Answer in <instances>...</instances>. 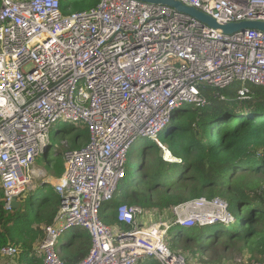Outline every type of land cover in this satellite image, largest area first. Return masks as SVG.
I'll return each mask as SVG.
<instances>
[{"label":"built area","instance_id":"built-area-1","mask_svg":"<svg viewBox=\"0 0 264 264\" xmlns=\"http://www.w3.org/2000/svg\"><path fill=\"white\" fill-rule=\"evenodd\" d=\"M221 24L264 23V0H177ZM237 87L241 98L264 88V32L225 34L164 5L101 0L88 12L65 15L60 0H0V181L6 209L35 189L34 168L51 150V130L82 122L90 140L66 146L65 172L55 184L61 209L41 246L44 264H66L58 241L67 230L92 238L88 256L73 264L188 263L164 241L173 225L204 219L234 223L226 200L191 201L161 214L122 205L107 226L101 207L126 178L132 146L160 141L171 113L182 104L205 106L202 88L216 97ZM156 224L153 226V224ZM18 254L8 246L2 258Z\"/></svg>","mask_w":264,"mask_h":264},{"label":"trees","instance_id":"trees-1","mask_svg":"<svg viewBox=\"0 0 264 264\" xmlns=\"http://www.w3.org/2000/svg\"><path fill=\"white\" fill-rule=\"evenodd\" d=\"M100 2L60 0V5L70 15L91 11ZM202 91L206 105L177 107L160 134L171 154L168 158L174 161L165 159V151L156 142H146L135 158L139 177L132 178L127 166L126 178L114 199L101 207L100 217L107 226L122 231L127 228L116 212L122 205L163 214L191 201L221 198L228 202L235 222L217 221L193 229L173 225L164 237L171 251L193 264H223L232 254L245 251L264 259V88L253 87L245 98L236 87L223 90L219 97L216 90ZM82 128L72 150L90 140L89 130ZM65 152H55V157L46 160L45 166L55 176L65 172ZM34 192L30 191L31 198L26 204L21 202L20 209L7 210L0 181V252L8 246L18 250L13 258L5 259L6 264H44L41 246L62 198L52 185L42 189L40 200L38 194L32 196ZM85 234L63 247L64 263H79L88 256L92 238Z\"/></svg>","mask_w":264,"mask_h":264},{"label":"rangeland","instance_id":"rangeland-1","mask_svg":"<svg viewBox=\"0 0 264 264\" xmlns=\"http://www.w3.org/2000/svg\"><path fill=\"white\" fill-rule=\"evenodd\" d=\"M72 3L78 2L80 0H71ZM238 86H236L237 88ZM238 90V89H237ZM84 124L82 122L73 124L70 122H66V121H61L58 122L57 124H55L51 130V150L49 152L48 156H40L37 159V163L35 165L34 168V175L33 177V184L35 186V192L32 194V196H35V193L38 194V200H40L41 198V192H42V188H39V183H41V181L43 179H48V174L50 176V172L47 171L45 164H46V160L51 159L53 157H55V152H64L66 146L71 147L73 144V139L76 135L80 134V132L83 130ZM62 131V133L59 132ZM83 141V140H82ZM82 141H79L80 144H84ZM149 140L147 139H140L139 141H137L131 148L130 150V157H129V161H128V171L129 174L131 175V177L133 178H138L139 174L136 171V165H135V158L138 154V150ZM41 163V164H40ZM31 198L30 192H28L27 194H25V196H23L22 198L19 199L20 202L23 203H28L29 199ZM37 203V202H36ZM166 219H169L171 225H177V221L173 218V216L169 215ZM156 224L154 223L153 226H155ZM181 224L178 223V226H180ZM183 226V225H182ZM78 233L77 236H86L85 233H87L85 230H78L76 231ZM169 231H167L165 233V235H167ZM73 230H69L66 231L59 239L58 241V249L60 248L61 245L63 244H71V242L73 241ZM66 248V247H65ZM65 250V249H64ZM2 261V259H1ZM4 261V260H3ZM148 261H152L153 264H160L159 261L155 260V259H150ZM223 264H264V259L262 258L261 255H256L253 254L251 252H243L241 254L239 253H235L232 254L231 257H229L225 263Z\"/></svg>","mask_w":264,"mask_h":264},{"label":"water","instance_id":"water-1","mask_svg":"<svg viewBox=\"0 0 264 264\" xmlns=\"http://www.w3.org/2000/svg\"><path fill=\"white\" fill-rule=\"evenodd\" d=\"M139 1L149 3V4L153 3L157 5L167 6L181 13H185L197 20H200L206 26L214 30L222 31L225 34L238 33L246 29H254V30H259V31L264 32L263 22L243 21L242 23H230V24L220 25L217 21H215L212 17H210L206 13H203L202 11L198 9L196 10L192 7H189L177 0H139ZM21 206H22L21 202L17 198H14L12 202V208L14 210H18L21 208Z\"/></svg>","mask_w":264,"mask_h":264},{"label":"crops","instance_id":"crops-1","mask_svg":"<svg viewBox=\"0 0 264 264\" xmlns=\"http://www.w3.org/2000/svg\"><path fill=\"white\" fill-rule=\"evenodd\" d=\"M40 164H41V163H40ZM45 167H46L47 171L50 172V176H49V174H48V179H47V180H46V179H43V180L41 181V183H39V188L47 189V188H49L50 185H52V186L54 187V189H55V184L58 182V179H59L62 175H61V176H55V173L53 172L52 168H48V166H45ZM77 230H79V229H77ZM73 234H74V235H73V241H72L71 243H73L77 237H80V235L77 236L78 233H77L76 231H74ZM68 245H70V244H63V245H61L60 248H59V251H60V252L64 251L63 247H67ZM1 259H2V262H3L4 264H6L5 259H7V258H2V257H1ZM3 260H4V261H3Z\"/></svg>","mask_w":264,"mask_h":264},{"label":"bare ground","instance_id":"bare-ground-1","mask_svg":"<svg viewBox=\"0 0 264 264\" xmlns=\"http://www.w3.org/2000/svg\"><path fill=\"white\" fill-rule=\"evenodd\" d=\"M171 158H172V157H171ZM13 210H14V209H13ZM211 220H212V219H204L203 223H204L205 225L209 226V223H211ZM178 223L181 224V226L183 225L181 221H180V222L177 221V225H178ZM199 226L202 227V226H204V225H203V224H202V225L199 224L198 227H199ZM183 227H184V225H183ZM77 229H79V228H77ZM77 229H74L73 232H74V231H78ZM187 229H192V228H187ZM80 230H82V229H80ZM67 231H69V230H67ZM85 231H86V230H85ZM86 232H87V231H86ZM89 235H90V234H89ZM171 252H172V251H171ZM42 253H43V252H42ZM172 254H176V253H173V252H172ZM180 254H181V253H180ZM180 254H176V255H180ZM181 255H183V254H181ZM43 256H44V253H43ZM150 259H155V258H153V257H146V258H144V259L139 260V261H138V264H144L146 261H148V260H150ZM155 260H156V259H155Z\"/></svg>","mask_w":264,"mask_h":264},{"label":"clouds","instance_id":"clouds-1","mask_svg":"<svg viewBox=\"0 0 264 264\" xmlns=\"http://www.w3.org/2000/svg\"><path fill=\"white\" fill-rule=\"evenodd\" d=\"M174 161V160H173Z\"/></svg>","mask_w":264,"mask_h":264}]
</instances>
